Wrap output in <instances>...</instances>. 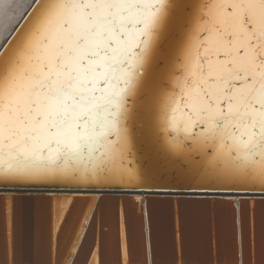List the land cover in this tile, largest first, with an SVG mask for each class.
I'll use <instances>...</instances> for the list:
<instances>
[{"label": "snow or ice", "instance_id": "6c2138e0", "mask_svg": "<svg viewBox=\"0 0 264 264\" xmlns=\"http://www.w3.org/2000/svg\"><path fill=\"white\" fill-rule=\"evenodd\" d=\"M0 264H264V0H33L0 32Z\"/></svg>", "mask_w": 264, "mask_h": 264}, {"label": "water", "instance_id": "95a60500", "mask_svg": "<svg viewBox=\"0 0 264 264\" xmlns=\"http://www.w3.org/2000/svg\"><path fill=\"white\" fill-rule=\"evenodd\" d=\"M12 1V0H11ZM9 0H0V7L9 6ZM31 6L26 10L24 16L18 23L16 27H18L21 23L24 22L27 13L30 11ZM2 9V11L4 10ZM1 12V11H0ZM159 214V227L156 241L160 246L161 250L165 249L168 245L172 242V234H173V217H174V205H170L167 203L162 197H155L154 198V205H153ZM190 227H198L199 222L195 218H189L187 221Z\"/></svg>", "mask_w": 264, "mask_h": 264}, {"label": "bare ground", "instance_id": "6f19581e", "mask_svg": "<svg viewBox=\"0 0 264 264\" xmlns=\"http://www.w3.org/2000/svg\"><path fill=\"white\" fill-rule=\"evenodd\" d=\"M9 0V6L0 7V32H8L16 28L22 17L24 16L26 10L32 5L33 0ZM2 9H4L2 11Z\"/></svg>", "mask_w": 264, "mask_h": 264}, {"label": "rangeland", "instance_id": "374dc122", "mask_svg": "<svg viewBox=\"0 0 264 264\" xmlns=\"http://www.w3.org/2000/svg\"><path fill=\"white\" fill-rule=\"evenodd\" d=\"M31 1V0H30ZM30 1H29V3H30Z\"/></svg>", "mask_w": 264, "mask_h": 264}]
</instances>
